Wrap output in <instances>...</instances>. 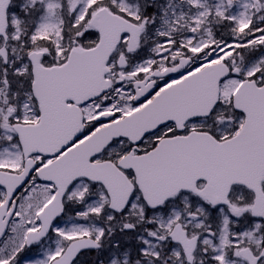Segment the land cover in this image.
Masks as SVG:
<instances>
[{
  "label": "snow or ice",
  "instance_id": "6c2138e0",
  "mask_svg": "<svg viewBox=\"0 0 264 264\" xmlns=\"http://www.w3.org/2000/svg\"><path fill=\"white\" fill-rule=\"evenodd\" d=\"M34 248L264 264V0H0V264Z\"/></svg>",
  "mask_w": 264,
  "mask_h": 264
},
{
  "label": "rangeland",
  "instance_id": "374dc122",
  "mask_svg": "<svg viewBox=\"0 0 264 264\" xmlns=\"http://www.w3.org/2000/svg\"><path fill=\"white\" fill-rule=\"evenodd\" d=\"M259 53H257L258 55ZM67 222V218L65 221H62V226ZM39 251L37 249L26 250L25 253L22 254L21 264H33V261L40 259Z\"/></svg>",
  "mask_w": 264,
  "mask_h": 264
}]
</instances>
